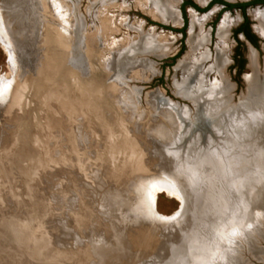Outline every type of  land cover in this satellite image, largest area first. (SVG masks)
<instances>
[{
    "label": "rangeland",
    "instance_id": "1",
    "mask_svg": "<svg viewBox=\"0 0 264 264\" xmlns=\"http://www.w3.org/2000/svg\"><path fill=\"white\" fill-rule=\"evenodd\" d=\"M33 1L0 0L18 64L14 96L0 101V264H98L102 253L115 264H191L186 237L194 224L165 228L131 211L130 180L158 173L184 185L187 221L203 208L212 223L197 229L211 244L216 234L205 264H230V257L264 264V209L254 206L264 177L251 183L245 175L264 149V130L238 132L257 107L250 85L264 82V37L251 17L258 7L246 9L257 40L251 45L234 32L239 11L208 6L210 0H190L200 10L166 0L174 21L156 19L136 0H63L66 33ZM224 16L229 24L220 38ZM192 17L199 18L193 30ZM53 25L72 34L69 46L58 43ZM9 73L0 46V75ZM197 146L215 151L219 162L236 159L229 163L234 174L223 177L221 165L213 172L198 161ZM179 206L166 193L156 198L160 213ZM230 213L238 222L225 220Z\"/></svg>",
    "mask_w": 264,
    "mask_h": 264
},
{
    "label": "bare ground",
    "instance_id": "2",
    "mask_svg": "<svg viewBox=\"0 0 264 264\" xmlns=\"http://www.w3.org/2000/svg\"><path fill=\"white\" fill-rule=\"evenodd\" d=\"M136 1L138 2V4H140V6L148 8L149 13H151L153 15V17H155V18L157 17L159 19L161 18V20L167 19V20H173V21L176 19L175 12L173 9L174 7H173L172 3L167 2L166 0H136ZM33 3H34V6L35 5L37 6L39 14L45 11L48 15H50L49 16L50 18H53L54 20L55 19L60 20V22H62L60 29H62L64 32L68 30V24H69L68 14H69V11L68 10L62 11L63 8L66 9L67 3H65L63 0H34ZM121 5H122V3H121ZM123 5H124V3H123ZM251 17L255 21V23H254L255 30L260 34V36L264 37V9H258V8L254 9L251 12ZM22 20L24 21V19H22ZM198 20H199V18H193V20L191 22L192 30L197 27ZM176 23L177 22H175V24ZM136 24H138V23H136ZM228 24H229V19L226 16H224L220 20L219 26L217 27L218 28L217 35L220 38H224V34L226 32L225 29L227 28L225 26ZM191 26H190V28H191ZM53 27H54L55 32H56L55 35H56V38L58 39V43L60 45H62L63 47L69 46L71 44V42L73 41L72 34L71 35H65L57 28V26L53 25ZM190 34H192V33H190ZM11 36L12 35H11L10 28H9V23H8V21L4 20L3 15L1 13V9H0V46L3 48V50L5 51V53L7 55V64H8L9 69H10V73L8 75H0V101L1 102L8 101L9 98H11V96H14V87H13L14 75L12 74V72L14 73V71L18 67L17 66L18 64H17V60H16L14 43H13V39ZM167 39H169V37L166 38V40ZM251 59H254L253 55H251ZM216 60H217V62L223 61V55L220 53V51H217ZM103 63H104V60L102 59V64ZM251 82H253V81H251ZM250 86H251V91H252L251 100H252V102L256 103L257 107L255 108L254 112L250 114V116H249L250 118H248V120H245V123H244L245 125L243 126V129H241V131L238 130V132H241V133H239L240 135L241 134L248 135L250 133L253 135V131L261 133V131L264 130V114H263L264 113V93L261 92V90L259 88V84L256 81L253 82ZM13 102H14V98L12 99V104H13ZM254 103H252V104H254ZM212 127H214V123H212ZM256 128H259L260 130H258V129L256 130ZM156 129L158 130L159 133H160V130H161V132L163 131V128H161V126L156 127ZM219 129L220 130L224 129V127H220ZM148 130L150 131V128H148ZM236 130H235V132H236ZM238 132H236V134ZM228 133H229V131H228ZM150 134H151V132H150ZM231 134L232 133L230 132V135ZM161 135L163 136L164 134L162 133ZM239 137H241V136H239ZM194 139L195 138L193 137V142H191L192 148L197 143ZM158 141L160 142V140H158ZM235 141H237V140H235ZM159 142L158 143L154 142L153 145H157L159 147V145H158ZM243 144H244V142H243ZM196 148L198 149V152L196 151V153L198 154L197 155L198 161H202V160L207 161V163H209V165H211L213 172L218 171V165H221L222 172L221 171H218V172H221V175L223 177H229L232 174H234L235 170H234V168H232L230 166L231 164H229V163L230 162L231 163L236 162V159L233 160L230 156L224 155L223 156L224 157L223 162H219V160L216 159L217 157L214 155L215 151H213L212 153L211 152L208 153L206 150L203 151L202 148H198V146ZM245 148H247V146ZM259 148H260V150L258 151V153L256 155H254L255 157L251 158L253 163H251L252 168H251L250 172H248V174L244 173L246 175V177H253L251 180H249V182H251V183H252V181L258 183L261 180L260 178L264 177V170L260 167V165L262 164V161H264V149H262V147H259ZM155 151H157V150H155ZM235 155H233V156L236 157ZM258 167L260 168V170ZM201 173H203V172L200 170L199 174H201ZM221 175H219V176H221ZM178 181L166 173H158L155 175L154 174H152V175H143L142 174L136 178H132L129 182V186H130L132 192L134 193V195L136 196V198L134 199L135 200V208H134V203H133V206H130V208H131L132 212L140 211V213H142V215L146 216L149 219V221H151L153 224H154V222H158V221L165 223L164 224L165 228H168L167 225L169 226V225H174V224H179V223L184 222L185 224L182 225L183 229H188V226H187L188 224H191V225L194 224L196 230L191 232L189 238L186 237V241L188 242L187 246H188L189 250L191 248H193V250L191 251V253H192L191 259L194 261V264H205V262H206L205 255L210 253L212 251V249L218 245V244H216V234L213 236L214 238H213V241L211 244V242L206 241V240H208V237H207V234H205V232H203L202 235H201L202 232L200 230L198 232L197 229H199V227L201 225H203L202 224L203 222L205 223V225H206V223H207V225H210V223H211L210 221L208 222L209 219L206 220V217H202L203 215L202 216L200 215L201 210L203 208H201V210L199 208L198 209L196 208L198 210V211L196 210L197 216H196V213L194 211L193 214H191L192 221H187L186 220L187 217L185 218L183 216L185 213V208H187V199L185 198L186 189L184 188V185H182L181 183H179L180 181L179 182ZM251 183H250V185L252 186L253 184H251ZM197 186L199 187V184ZM224 189H225V187L222 190L223 192H224ZM160 193H166L167 196H169L170 198L177 200L180 203L179 208L170 214L160 213L156 208V198H157L158 194H160ZM231 193H233V192L231 191ZM263 200H264V184L261 186V189L259 190V194L255 197V202H254L255 208L257 207V208H260L261 210H263L264 209V204H262ZM215 210H218V212H219L220 211L219 206ZM195 217L198 220L193 222L195 220L194 219ZM234 218L235 217L233 216V213H230L227 216V218H225V220L229 221V224L234 223V222H238V221H235ZM214 220H216V216L214 217ZM222 229L219 230V232L217 233V236L220 234L222 235ZM118 243H115V244H118ZM96 248H97L96 250H99L98 252L100 253L101 246H96ZM119 251H118V253H119ZM223 254H225V252H223ZM225 255H227V253ZM231 255H233V254H231ZM104 256H105V254H103V253H102V255H99L100 259H98L99 260L98 264H102L103 261H104L103 262L104 264H107V263L108 264L109 263L115 264V256L111 257L112 255H110V256L106 257V259H103ZM107 259H109L108 262H107ZM215 259L218 260L217 257ZM98 260H96V262ZM100 260L102 261L101 263H100ZM117 260L119 261V258ZM216 260H214V261L216 262ZM219 260H221V259H219ZM229 261L231 262L230 264H240L239 260L234 261V258L232 259L231 257L229 258ZM226 263L223 262V264H226Z\"/></svg>",
    "mask_w": 264,
    "mask_h": 264
},
{
    "label": "flooded vegetation",
    "instance_id": "3",
    "mask_svg": "<svg viewBox=\"0 0 264 264\" xmlns=\"http://www.w3.org/2000/svg\"><path fill=\"white\" fill-rule=\"evenodd\" d=\"M222 1V0H221ZM188 2H190V3H192L193 5H195L192 1H190V0H185L184 2H183V4L182 5H185V4H188V5H190ZM222 2H224V3H227V4H232V5H235V4H238V3H247L246 4V6L243 8V10H241V8H239V7H236V6H232V7H230V8H227L223 3H220V2H212V0H210L209 2H208V6L209 5H211L212 3H220L221 4V7H223L224 9H237L238 11H239V13L241 14V16H242V21H241V23H240V25L235 29V34H237V33H241L242 34V36L251 44V45H255L256 44V42H257V40H256V38H255V36H254V34L251 32V30H250V26H249V23H248V19H247V17H246V9H247V7H249V6H253V8L254 7H258V8H262V9H264V2H260V1H255V0H239L237 3H228V2H225V1H222ZM190 6H192V5H190ZM196 6V5H195ZM193 8H195L194 6H192ZM197 7V6H196ZM196 10H200L198 7L197 8H195ZM244 22H246V29H247V32H245V30H241L240 28H241V26L244 24ZM183 29H184V24H183ZM242 62V61H241ZM239 66V65H238Z\"/></svg>",
    "mask_w": 264,
    "mask_h": 264
},
{
    "label": "trees",
    "instance_id": "4",
    "mask_svg": "<svg viewBox=\"0 0 264 264\" xmlns=\"http://www.w3.org/2000/svg\"><path fill=\"white\" fill-rule=\"evenodd\" d=\"M255 1H260V2H264V0H255ZM212 2H220V3H223L227 8H230L232 6H236V7H239L241 8V10H243V8L246 6L247 3H238V4H235V5H232V4H227V3H224L222 2L221 0H212ZM190 5L194 6L195 8H197L195 5H193L192 3L188 2ZM241 30H245V32H247V29H246V22H244V24L241 26L240 28ZM180 32H183V27L180 29Z\"/></svg>",
    "mask_w": 264,
    "mask_h": 264
},
{
    "label": "water",
    "instance_id": "5",
    "mask_svg": "<svg viewBox=\"0 0 264 264\" xmlns=\"http://www.w3.org/2000/svg\"><path fill=\"white\" fill-rule=\"evenodd\" d=\"M262 86H261V92L262 93H264V82L261 84ZM245 92H247V91H245ZM263 190V189H262ZM261 192V191H260ZM185 198L187 199V210H189L190 208H191V206H190V200H191V198H189V194H188V192H187V190H186V196H185ZM197 204V203H196ZM262 204H264V200L262 201ZM193 207V206H192ZM155 224H157V225H164L165 223H163V222H160V221H158V222H154ZM182 258V257H181ZM176 259H177V257L174 259L175 261H176ZM181 260V259H180ZM179 260V261H180ZM177 262V261H176ZM176 262H174V261H172L170 264H175ZM191 264H194V261L191 259Z\"/></svg>",
    "mask_w": 264,
    "mask_h": 264
}]
</instances>
